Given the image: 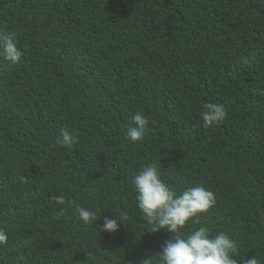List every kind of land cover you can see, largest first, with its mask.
I'll return each mask as SVG.
<instances>
[{"label":"trees","instance_id":"16d2710c","mask_svg":"<svg viewBox=\"0 0 264 264\" xmlns=\"http://www.w3.org/2000/svg\"><path fill=\"white\" fill-rule=\"evenodd\" d=\"M0 35L22 52L0 57V264H159L172 234L151 232L133 185L148 164L177 194L212 191L200 224L264 264V0H0ZM204 103L221 125L203 126Z\"/></svg>","mask_w":264,"mask_h":264},{"label":"clouds","instance_id":"9594fccd","mask_svg":"<svg viewBox=\"0 0 264 264\" xmlns=\"http://www.w3.org/2000/svg\"><path fill=\"white\" fill-rule=\"evenodd\" d=\"M0 57L13 64L19 63L21 50L10 35H0ZM205 128L221 125L226 117L225 107L216 103H204L200 113ZM148 130V120L142 113L132 117L125 139L130 143H140ZM75 137L63 131L57 143L70 146ZM137 207L145 220L151 225V232L165 230L172 237L161 245L159 264H261L256 256L238 261L239 255L235 240L219 232L210 235L209 228L200 224L199 216L207 213L216 204L212 191L202 186L188 187L180 194L161 179V170L154 164L144 165L133 178ZM58 204L65 203L63 196H57ZM74 215L82 225H94L97 213L90 208L76 206ZM126 216L104 217L99 232L114 233L119 230ZM119 221V223H118ZM191 222L199 227L185 234L182 230ZM7 234L0 229V245L7 242ZM137 264H153L152 257L141 259Z\"/></svg>","mask_w":264,"mask_h":264}]
</instances>
